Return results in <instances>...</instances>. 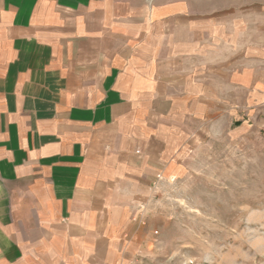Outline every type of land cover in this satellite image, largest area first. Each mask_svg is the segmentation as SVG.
<instances>
[{"label": "crops", "instance_id": "1", "mask_svg": "<svg viewBox=\"0 0 264 264\" xmlns=\"http://www.w3.org/2000/svg\"><path fill=\"white\" fill-rule=\"evenodd\" d=\"M234 26L187 0H0V264H140L152 185L264 125L263 39Z\"/></svg>", "mask_w": 264, "mask_h": 264}, {"label": "rangeland", "instance_id": "2", "mask_svg": "<svg viewBox=\"0 0 264 264\" xmlns=\"http://www.w3.org/2000/svg\"><path fill=\"white\" fill-rule=\"evenodd\" d=\"M187 1L264 44V0ZM185 161L137 204L140 264H264V125L220 131Z\"/></svg>", "mask_w": 264, "mask_h": 264}]
</instances>
